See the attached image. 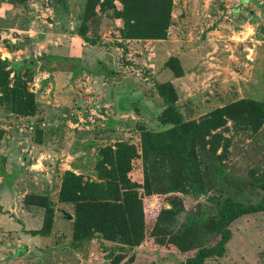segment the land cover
I'll return each mask as SVG.
<instances>
[{"label":"rangeland","instance_id":"1","mask_svg":"<svg viewBox=\"0 0 264 264\" xmlns=\"http://www.w3.org/2000/svg\"><path fill=\"white\" fill-rule=\"evenodd\" d=\"M87 0H8L0 3V56L9 87L32 96L34 113L0 90V264H186L219 236L209 228L222 205L255 204L264 184V127L253 132L228 122V140L201 152L206 190L179 195L168 239L188 250H165L154 239L132 249L101 236L73 240L75 207L60 201L66 172L97 179L99 152L143 132H161L168 109L159 84L173 86L184 121L217 108L264 96V0H174L165 40H125L123 21ZM118 9L121 3L116 2ZM87 17V20H85ZM177 58L181 74L167 63ZM40 139V140H39ZM55 206L51 235L45 208ZM153 205V204H152ZM223 258L206 264H264V212L230 227Z\"/></svg>","mask_w":264,"mask_h":264},{"label":"trees","instance_id":"2","mask_svg":"<svg viewBox=\"0 0 264 264\" xmlns=\"http://www.w3.org/2000/svg\"><path fill=\"white\" fill-rule=\"evenodd\" d=\"M5 2L8 0H0ZM116 2L121 3L120 10ZM97 7L123 21L121 34L125 40H165L173 24L174 0H87L86 16L97 15ZM167 65H174L177 75L181 74L177 58H171ZM9 77L6 62L0 56V90L11 92L13 105L24 107L26 114L34 113L32 96L25 89L10 88ZM158 91L168 108L161 121L171 124L169 129L143 132L138 140H121L104 147L96 164L97 179L70 171L65 173L59 198L75 207V242L98 235L130 249L154 239L165 250H188L191 241L168 239L167 229L174 222L175 214L165 204L174 207L180 194L206 190L201 152L214 153L228 141L223 129L227 130L229 121L255 133L264 127V96L261 101L233 102L200 120L187 122L175 108L173 86L159 84ZM28 197L45 208L43 227L32 234L49 237L55 212L53 202L45 196ZM217 202L222 205V212L209 229L219 236V241L199 248L186 264H206L210 258L226 255L232 239L231 225L241 217L264 212V184L262 197L255 204H235L231 199Z\"/></svg>","mask_w":264,"mask_h":264}]
</instances>
